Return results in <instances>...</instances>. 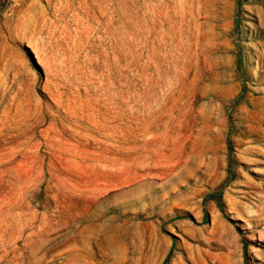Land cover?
Listing matches in <instances>:
<instances>
[{
    "label": "rangeland",
    "instance_id": "1",
    "mask_svg": "<svg viewBox=\"0 0 264 264\" xmlns=\"http://www.w3.org/2000/svg\"><path fill=\"white\" fill-rule=\"evenodd\" d=\"M0 264H264V0H0Z\"/></svg>",
    "mask_w": 264,
    "mask_h": 264
}]
</instances>
